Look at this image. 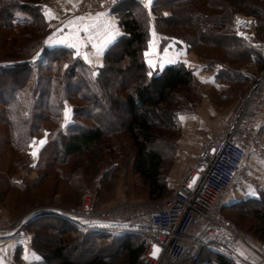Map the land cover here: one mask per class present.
Here are the masks:
<instances>
[{
  "label": "trees",
  "instance_id": "16d2710c",
  "mask_svg": "<svg viewBox=\"0 0 264 264\" xmlns=\"http://www.w3.org/2000/svg\"><path fill=\"white\" fill-rule=\"evenodd\" d=\"M164 6L172 13L190 10L194 33L183 31L173 35H180L192 49L216 45L212 40L215 37L224 43L220 44L222 47L238 54L235 60L254 57L261 62L259 54L235 35L230 14L238 11L254 16L257 33L264 38V0H205L204 3L202 0H157L153 8ZM218 8L220 12L216 11ZM118 10L122 35L105 49L102 65L94 72L74 56L73 50L44 47L48 26L40 0H0V63H3L0 64V164L9 158L14 170L8 176L26 165L22 156L27 148L47 133L34 167L39 172L37 178L27 186L6 181L9 187L29 191L51 177L56 189L62 181L76 191L62 201L64 207L75 206L78 193L88 188L89 183L81 178L82 183L78 182L82 187L78 188L70 167L76 163L83 165L85 178L91 184L98 171L109 163V169L99 179L100 188H109L119 158L124 161L125 170L145 187L147 201L157 203L168 195L161 150L169 141L162 131L176 126L177 104L182 99L179 94L196 86L195 77L183 65H170L149 73L143 57L148 37L147 15L136 0L121 2ZM169 19H165L168 25ZM210 56L207 64L220 62L217 54ZM112 71L119 76L114 86L108 77ZM126 74L129 81L125 80ZM216 76L223 82L246 81L231 67H221ZM66 104L72 107V117L62 127ZM105 116L110 120L108 123L104 121ZM116 117L118 120L113 122ZM39 200L33 198L30 205H41ZM233 209L241 220L246 217L252 221L248 231L253 239L264 243V191L256 199L224 205L221 213L225 217L224 212ZM239 225L246 227L243 222ZM27 227L35 232L32 249L40 256L33 264H103L105 259L119 253L126 255L128 264H140L145 250L141 237L79 232L49 213L40 214ZM39 233L58 238L42 249L41 241L47 240ZM81 242L84 246L96 247L101 255L85 263L71 260L68 252L80 248ZM197 264L236 263L204 251Z\"/></svg>",
  "mask_w": 264,
  "mask_h": 264
},
{
  "label": "rangeland",
  "instance_id": "374dc122",
  "mask_svg": "<svg viewBox=\"0 0 264 264\" xmlns=\"http://www.w3.org/2000/svg\"><path fill=\"white\" fill-rule=\"evenodd\" d=\"M204 1L205 0H202L203 3ZM153 5L154 3L149 5L148 0H146L144 6H142L143 12L147 15L148 20V37L143 57L149 73L162 70L164 67H166L162 66L164 63H168L170 58L176 57L174 58L176 62L171 65L185 66L186 69L192 71L196 81V86L187 89L185 93L179 94L182 99L181 102H178L179 104H177L179 106V110L175 115L176 126L174 129L170 131L165 129L162 131L163 133H166V139L169 141L166 146H162L165 148L161 150L164 159L163 175L167 184L169 195L177 187L182 175L195 162L197 156L206 143L214 135H217L221 131V126L225 122V116L230 114L240 99L244 96L251 84V81L262 69V65L259 62L256 63V59L254 57H248L246 60H235V58H238V54H235V52L231 51V49L229 50L225 46L222 47L220 44L224 43H221L220 39L215 37L212 40L217 43L216 45L213 44L210 47L197 46L192 49L190 45L180 38V35H173L177 32L178 34H182L183 31L194 33V27L191 25L192 20L190 18V10L187 8L177 11V13H172L169 7L164 6L162 8H153ZM231 5L233 10V3H231ZM216 11L220 12L219 8ZM236 14L246 18L245 23L251 27L254 39L264 42V38H261L257 33L256 18L254 16H245L238 11H232L230 14L232 18V30L234 31L235 35L236 30L233 16ZM171 15L173 16L171 17ZM169 17L171 24H169L170 26L165 21V19H168ZM200 24L202 26L204 25L202 23ZM81 36H83L82 45L85 49L84 51L87 53L86 49H90L88 45H90V43L94 40H92L91 37H84V35ZM172 41L182 45L183 50H180L179 47ZM169 42L172 43L171 45L174 47V52L169 49L162 57L159 54V50L158 52L154 53L155 46H157L159 49L169 44ZM149 49L151 51H149ZM145 53H147V55H145ZM212 53L217 54V59L220 61L215 65L207 64V61L211 60L210 55ZM228 53L230 54V57L227 56ZM74 56L81 58L75 53ZM166 59L168 60L166 61ZM174 60L172 59L169 62H173ZM254 62L256 64H253ZM85 64L89 66V64L86 62ZM89 67L92 68L94 72L100 68H93L91 66ZM221 67H231L232 69L237 70L241 75L240 77L246 81L234 83L218 80L216 74L218 71H220ZM108 77L110 78L111 84L113 86L119 79V76L114 71L108 73ZM125 80L129 81V74L125 75ZM65 109L69 111V117L67 120H65L64 116ZM71 117L72 107L69 104H66L63 110L61 125L65 126L67 123H69ZM117 120L118 118L116 117L113 122H116ZM104 121L108 123L107 121L110 120H107V116H105ZM41 139L46 138L41 137L30 144L31 147L29 146L27 148L28 151H26L24 156H22V159L24 161L26 160V165L23 167L19 166V168L15 170L16 172H14L12 175L8 176V174L14 170V168L12 169L10 167L9 158L0 164V215L7 217L11 221H17L31 210L39 207H54L60 209L75 208L81 204L82 197L86 193H89L93 196V206L97 210L112 207L116 205L121 199H127L136 203L152 204V202L147 201L145 187L141 185L135 175H133L128 170H125L124 161L119 158L116 160L118 167L115 171V175H112L113 184L109 185V188H100L99 183V179L101 174H103V171L109 169V163H106L103 168L98 171V174L93 178L91 184L85 178L86 173L83 165L76 163L73 168L70 167V172L73 173L77 178L76 183L78 188L82 187V184H79V182L82 183V181H86L89 183L88 188L78 193V202L75 206L70 205L71 207H64L62 205V201L66 196L70 195V193L74 194L76 191H73L69 187L65 186L62 181L60 182L61 184L59 188L56 189L57 185H55V181L52 180L51 177L29 191L20 192L16 188L9 187L8 184H5L6 181L10 180L11 182L17 183L19 185L27 186L37 178L39 172L34 167L38 159V154L34 157L31 155V153L35 148L39 147V141ZM105 178L108 183V174L105 175ZM242 183L244 188H248V192H251L252 189H254V184H248L247 175H245L244 171L242 176L239 178L238 183L226 193L227 200H231L232 203L238 202L234 198L237 190H240ZM35 197L41 199L39 200L41 205H30V203L33 201V198ZM226 204L228 205L231 203L226 201L224 205ZM224 215L237 228L249 234L253 238V235L247 229V226H252V221L247 220L246 217H244V219L242 218L241 220L234 209L225 211ZM242 222L244 225H246V227L239 225L242 224ZM29 234L31 235V239L26 238L20 242H5L0 244V251L3 253L6 249H10L12 246L16 247L14 248L13 263L9 261L10 259H8L7 262L6 258L4 257L7 264H22V258L24 256L23 249L25 247L32 248V245H34L33 239L35 232H32L27 226L20 232V235L23 237ZM39 235L47 240V242L41 241L40 245L42 249L47 247L49 245L48 243H54L58 238L45 233L43 235L42 233H39ZM80 244V248L68 252L69 258L71 260L73 259L74 261L85 263L89 262L94 256L101 255V253L97 251L96 247H90L88 245L84 246L82 242ZM35 253L38 255L37 252ZM38 257L40 259L39 255ZM33 263L34 262H29L28 264ZM103 264L128 263L126 255L119 253L112 256L111 258L105 259Z\"/></svg>",
  "mask_w": 264,
  "mask_h": 264
},
{
  "label": "built area",
  "instance_id": "2783aa9c",
  "mask_svg": "<svg viewBox=\"0 0 264 264\" xmlns=\"http://www.w3.org/2000/svg\"><path fill=\"white\" fill-rule=\"evenodd\" d=\"M123 1L80 0L75 13L101 15ZM136 1L144 4L146 0ZM233 21L236 36L259 54L262 69L230 112L225 126L206 143L168 196L152 204L121 199L112 207L97 210L93 196L86 193L75 208L39 207L17 221L0 215V244L31 239L30 234L20 235L22 229L40 214L49 213L79 232L141 237L145 250L140 264H197L204 251L236 264H264V243H255L221 213L226 193L238 183L247 158H264V135L258 120L264 115V42L254 39L245 17L236 14ZM239 246L249 250L255 259L240 255Z\"/></svg>",
  "mask_w": 264,
  "mask_h": 264
},
{
  "label": "crops",
  "instance_id": "0c3cea01",
  "mask_svg": "<svg viewBox=\"0 0 264 264\" xmlns=\"http://www.w3.org/2000/svg\"><path fill=\"white\" fill-rule=\"evenodd\" d=\"M80 0H41L40 5L43 9V14L45 20L48 24V32L44 39V47L52 48V47H65L73 50L76 55H79L89 66L93 68H98L102 64L103 54L105 49L113 43L120 35H122V31L118 26V5L114 7L111 11L101 14V15H87V16H79L76 15L74 9ZM157 0H151L149 5L153 4ZM138 2V1H137ZM141 6L144 4L138 2ZM88 30L85 31L84 29ZM91 37L92 41L90 45V49H86L87 53H85V49L82 45L83 36ZM81 36V37H80ZM45 41L48 43L45 44ZM182 49V45L179 43L172 41ZM172 43L161 47L158 49L155 46V52H158L162 56L170 49L174 52V47L171 45ZM71 45H76L75 48H72ZM88 47V48H89ZM157 48V49H156ZM183 50V49H182ZM149 51H151L149 49ZM175 56V55H173ZM90 57V58H89ZM167 58V57H166ZM174 58H170V60H174ZM168 59H166L167 61ZM169 60V61H170ZM164 63L162 66H168L174 64L176 60L173 62ZM161 66V67H162ZM229 117V114L225 116V122L222 124L221 129L225 126V123ZM260 130L264 135V115L259 119ZM245 175H247L248 184H254V189L251 192H248V188H244L243 183L241 184L240 190H237L235 194L236 201L247 199V198H258V193L260 191H264V158L250 155L245 162ZM226 201L232 203L231 200ZM225 201V202H226ZM255 243L260 242L257 239H254ZM15 246H12L10 249H6L4 253L0 251V264H7L6 261H11L13 263V254H14ZM237 251L240 255L250 260L253 258V254L247 250L243 246H239ZM7 253V254H6ZM24 256L22 258V264H28L29 262H35L39 260L38 255L32 250L31 247H25L23 249ZM9 255V257H8Z\"/></svg>",
  "mask_w": 264,
  "mask_h": 264
},
{
  "label": "snow or ice",
  "instance_id": "6c2138e0",
  "mask_svg": "<svg viewBox=\"0 0 264 264\" xmlns=\"http://www.w3.org/2000/svg\"><path fill=\"white\" fill-rule=\"evenodd\" d=\"M148 2L151 3V0H148ZM84 30L87 31L88 29L85 28ZM237 35H240V33L238 32ZM47 43H48V42L45 41V44H47ZM71 47H72V48H75L76 45H71ZM37 55H39V54H37ZM145 55H147V53H145ZM93 75L95 76L96 73H93ZM64 116H65V120H67L68 117H69V111H68L67 109H65ZM63 126H64V125H62V127H63ZM46 136H47V133H45V137H46ZM45 143H46V139H41V140L39 141V147L35 148V149L32 151L31 155H33V156L35 157V156L38 154L39 149L42 148L43 145H44ZM30 147H31V145H30ZM189 187H191V185H189ZM155 254H156V249H155V245H154V246H153V253H152V255L155 256Z\"/></svg>",
  "mask_w": 264,
  "mask_h": 264
},
{
  "label": "bare ground",
  "instance_id": "6f19581e",
  "mask_svg": "<svg viewBox=\"0 0 264 264\" xmlns=\"http://www.w3.org/2000/svg\"><path fill=\"white\" fill-rule=\"evenodd\" d=\"M5 243V242H4Z\"/></svg>",
  "mask_w": 264,
  "mask_h": 264
}]
</instances>
